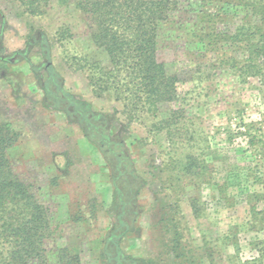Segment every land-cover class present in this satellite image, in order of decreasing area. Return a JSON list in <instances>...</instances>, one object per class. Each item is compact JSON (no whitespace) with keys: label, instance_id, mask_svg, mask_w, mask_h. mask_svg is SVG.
<instances>
[{"label":"rangeland","instance_id":"obj_1","mask_svg":"<svg viewBox=\"0 0 264 264\" xmlns=\"http://www.w3.org/2000/svg\"><path fill=\"white\" fill-rule=\"evenodd\" d=\"M6 1L14 29L42 47L35 51L42 65L37 81L27 78L22 82L26 90L12 93L21 101L40 98L51 113L16 123L20 131L0 119L18 134L10 151L12 168L36 186V196L49 210L54 237L45 244L48 263L60 264L59 249L68 248L82 264H100L113 223L108 171L101 154L80 147L72 150L70 166L65 159L54 165L55 153H63L65 145L51 146L58 142L54 136L61 123L47 120L64 105L54 109L43 89L52 91L54 81L64 82L68 94L98 97L90 80L96 73L85 65L100 62L110 69L109 57L91 41L76 0H48L36 16L24 13L27 6L19 1ZM172 1L174 9L160 22L156 37L157 61L167 77L175 78L172 95L149 114L125 108L111 93L98 97L100 110L117 112L108 124L125 139L137 170L157 192L158 202L153 191L142 193L140 232L127 239L124 250L135 260L162 257L163 264H187L185 259L192 264H264V60L251 63L258 69L251 71L253 76L242 74L234 64L242 69L252 57L248 37L228 39L240 26H263L264 0ZM5 20L0 14V33ZM252 43L260 44L258 38ZM0 76L6 77L5 69ZM34 83L38 86L32 91ZM165 206L167 222L153 227ZM176 240L182 250L165 253L164 242Z\"/></svg>","mask_w":264,"mask_h":264},{"label":"trees","instance_id":"obj_2","mask_svg":"<svg viewBox=\"0 0 264 264\" xmlns=\"http://www.w3.org/2000/svg\"><path fill=\"white\" fill-rule=\"evenodd\" d=\"M16 1L27 6L28 11L24 13L30 16H36L48 3V0ZM76 1L77 9L88 24L91 41L97 48L106 52L112 66L106 69L100 62H87L85 66L88 67V71L96 73L95 76H90L92 88L99 93L98 97H102V92H108L113 95L115 101L122 102L125 108L130 106L141 114H149L153 107L174 92L175 78L166 76L165 67L157 61L156 56L158 26L160 22L168 19L174 9V2ZM220 35L224 37L226 34L223 32ZM246 37L249 40L247 47L252 51V57L242 69L238 64H234V67L242 74L253 76V72L258 69L251 63L255 58L264 60L262 58L264 20L263 26L238 27L235 34L228 39L239 41ZM256 38L260 42L258 45L252 43ZM25 55L26 51L16 52L6 62L17 61ZM80 69L84 70L83 67ZM99 76L102 78H98ZM46 96L55 102L57 108L64 105L63 110L69 107L73 111L72 120L105 156L110 170L113 197L108 212L113 216V223L103 240L100 264H163L162 257L158 256L149 261L135 260L124 250L127 239L137 236L140 232V227L137 226L138 214L145 211L139 202L142 193L151 190L156 196V202L158 198L150 180L137 170L125 139H119L117 130L108 124L110 119L115 118L117 112L112 114L93 112L89 104L64 92L55 81L54 89L52 91L47 89ZM17 142L18 134L8 125L0 124V264H49L45 244L54 237L49 210L36 196V186L29 180H22L12 168L10 150ZM154 170L150 172L152 182L155 179ZM174 207L178 208L177 202ZM165 208L166 206L161 208L158 221L152 225L153 227H163L162 225L167 222ZM176 241L164 242L165 253L169 249L182 250L181 242ZM177 256L181 257V254L178 253ZM59 261L60 264H82L79 255L73 254L68 248L59 249ZM183 262L193 263L186 259ZM172 264L179 263L176 261Z\"/></svg>","mask_w":264,"mask_h":264},{"label":"crops","instance_id":"obj_3","mask_svg":"<svg viewBox=\"0 0 264 264\" xmlns=\"http://www.w3.org/2000/svg\"><path fill=\"white\" fill-rule=\"evenodd\" d=\"M11 4L6 0H0V14L5 16V23L3 24V31L1 33L0 37V44L2 45V50L0 52V71L1 69H5L6 71V79L0 76V119L2 121H5L8 123L11 121L14 125L12 126L13 129L19 130V127L16 123H22L27 118L32 119L37 117L38 114H51L49 112H45L44 109V102L41 105L39 103V99L37 102L32 101L30 99L24 98V101H21L19 96L20 95H14L12 91H16L15 88H24L26 90V86H22V82H26L27 78L31 82L34 80L37 81L35 75L38 69H41L38 59L35 57L38 56V54L35 52L38 47L36 44L33 45L30 43L31 41L28 40L25 33H20L18 30L16 31L13 27V21H11V17L7 15V12L5 11V8H8ZM20 21L23 22L22 19ZM42 48V47H41ZM40 48V49H41ZM19 51H26V55L23 58L17 59V61L12 62H6L10 57H13L16 52ZM44 51V49H42ZM43 59H46V52L44 51ZM42 63V62H41ZM59 71V70H58ZM67 74H69V71H67ZM67 77V76H66ZM8 79H11V81H8ZM67 84L70 83V78H65ZM53 80V79H50ZM25 84V83H24ZM35 85L38 86V84L34 83L32 87V91L35 89ZM22 88V89H23ZM61 88L64 92L69 93L67 90V87H65L64 82L61 85ZM38 89V87H37ZM43 93L46 95L47 91L46 88L43 89ZM7 92V93H5ZM71 94V93H70ZM73 95V94H71ZM76 99L85 101L86 104H89L91 110L96 113H103V114H112L114 112H107L100 110L102 101L98 97H95L92 95L90 99L84 100L81 98L76 97L73 95ZM42 97V96H41ZM43 98H41L42 100ZM48 99V97H46ZM50 100V99H48ZM51 101V100H50ZM54 102V101H53ZM52 103L54 109H57V107ZM58 115L51 116L48 118L49 125H54L53 123H56L58 120L61 123V126H57L58 131L57 134L54 136L55 139L58 141L51 146H56V148L59 146V144L65 145L64 152H56L54 155V165L61 166L63 163V159H65L68 162V166L71 165V159L70 154L72 153V150H77L78 147L80 149H84L86 151H97L99 154L102 155L106 171H108V179L110 181L111 187H112V197H113V186L110 179V170L107 165V161L105 159V156L100 152V150L94 146L90 140L85 136L84 131L81 129V127L72 120V113L73 111L70 110L69 107H67L65 110L62 111H56ZM36 115V116H35ZM60 117V118H59ZM50 119H53L51 122ZM10 123V122H9ZM8 126L11 128V125L8 124ZM20 131V130H19ZM11 151V150H10ZM60 158H62L60 160ZM87 166H94L91 163ZM140 173V172H139ZM140 202V198H139Z\"/></svg>","mask_w":264,"mask_h":264}]
</instances>
